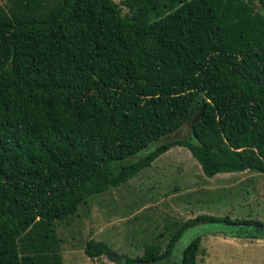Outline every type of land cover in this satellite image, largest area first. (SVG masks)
<instances>
[{
  "label": "trees",
  "instance_id": "trees-1",
  "mask_svg": "<svg viewBox=\"0 0 264 264\" xmlns=\"http://www.w3.org/2000/svg\"><path fill=\"white\" fill-rule=\"evenodd\" d=\"M119 3L126 12L113 0L0 5V264H60L54 221L170 147L186 148L206 177L264 173V0L258 12L242 0ZM186 121L189 135L170 137ZM195 222L264 224L197 215L163 248L117 257L90 238L83 252L196 264L200 235L166 260Z\"/></svg>",
  "mask_w": 264,
  "mask_h": 264
},
{
  "label": "rangeland",
  "instance_id": "rangeland-1",
  "mask_svg": "<svg viewBox=\"0 0 264 264\" xmlns=\"http://www.w3.org/2000/svg\"><path fill=\"white\" fill-rule=\"evenodd\" d=\"M113 1L126 12L119 0ZM242 1L259 11L255 0ZM4 2L0 0V5ZM201 101L199 96L195 106ZM188 135L186 121L170 137ZM197 215L264 221V173L244 170L206 177L186 148L170 147L124 183L88 197L74 214L54 221L60 264H119L105 255L87 257L84 242L103 241L117 257L138 255L146 244L160 241L163 248L183 223ZM221 230L228 228L209 222L189 225L166 260L177 262L181 249L200 235L196 264H264V239L234 238Z\"/></svg>",
  "mask_w": 264,
  "mask_h": 264
},
{
  "label": "water",
  "instance_id": "water-1",
  "mask_svg": "<svg viewBox=\"0 0 264 264\" xmlns=\"http://www.w3.org/2000/svg\"><path fill=\"white\" fill-rule=\"evenodd\" d=\"M196 101L197 100L194 99L192 104L190 105L188 115L190 114L192 105ZM198 223H204V222H195L191 225L196 226V224ZM218 225L225 227L224 224H218ZM227 228H228L227 231L221 230L220 232L222 234H225L227 236L234 237V238L245 237V238L264 239V224L251 223L250 225H243V226H236V227L229 225Z\"/></svg>",
  "mask_w": 264,
  "mask_h": 264
},
{
  "label": "flooded vegetation",
  "instance_id": "flooded-vegetation-1",
  "mask_svg": "<svg viewBox=\"0 0 264 264\" xmlns=\"http://www.w3.org/2000/svg\"><path fill=\"white\" fill-rule=\"evenodd\" d=\"M196 103V102H195ZM195 103L193 104V106H194V108H196L197 106H195ZM198 112H194L193 114H197ZM190 115H191V113H190ZM251 223H241V224H224L225 225V227H228L229 225H232L233 227H236V226H243V225H250ZM256 224H259V223H256Z\"/></svg>",
  "mask_w": 264,
  "mask_h": 264
}]
</instances>
